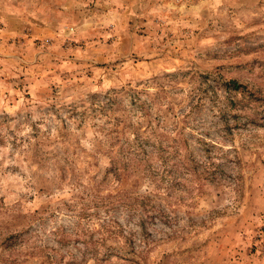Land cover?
I'll return each mask as SVG.
<instances>
[{
  "label": "rangeland",
  "instance_id": "1",
  "mask_svg": "<svg viewBox=\"0 0 264 264\" xmlns=\"http://www.w3.org/2000/svg\"><path fill=\"white\" fill-rule=\"evenodd\" d=\"M151 129L142 158L196 167L171 196L109 173ZM118 191L175 221L111 212L134 244L86 254L104 208L78 214ZM0 264H264V0H0Z\"/></svg>",
  "mask_w": 264,
  "mask_h": 264
},
{
  "label": "trees",
  "instance_id": "2",
  "mask_svg": "<svg viewBox=\"0 0 264 264\" xmlns=\"http://www.w3.org/2000/svg\"><path fill=\"white\" fill-rule=\"evenodd\" d=\"M224 85L230 93L244 94L246 91V87L235 80H229ZM140 107L142 106L140 105ZM153 137L154 130H152L151 136L144 138L141 136V134H136V136H134L133 143L125 142L126 146H122L117 150L116 160L112 158V168L110 169L109 173L112 174L114 181L118 184L120 182V177L125 175V170H127L132 165L134 173H141V175L146 177L150 182L158 181L163 183L166 180H169L170 184L165 188V191H167V195L171 196L173 188H175L180 183V180L174 177L176 172L180 169H183L184 171H188L193 174L196 170V167L186 163L183 158L180 160L173 158L175 160L163 167V172H161L159 166L156 165L155 162L152 163L150 159L145 160L146 158H142L141 156L146 155L145 147L147 146L153 147L157 154H161L163 151L167 150L160 140H154ZM160 158H162L161 155ZM115 163L116 165H114ZM118 163L121 164L119 165ZM105 180L106 179L100 182L96 190L105 186ZM106 184L108 185V183ZM158 187L160 188V185ZM154 193L155 192L143 194L141 196H133L124 191H118L114 194H108L104 198L100 197L98 194H93V198L98 200V202L94 201L92 206L96 212H91L90 207L84 205V208H82L81 212L78 214V218H88L90 216H95L100 219V215L97 210L102 207L104 208V217L99 221L98 228L96 230L83 231V234H89L88 238H90L89 244L86 242L87 240L84 242L86 246L88 244V247L90 248L87 249L85 253L93 255V252H96L95 248H93V245L97 243L104 244L107 238H120V240H123L124 243L129 241L134 244V236L136 235V232L132 230L130 226H127L125 229V227L119 224L117 220L112 219L110 217L111 212L123 209L129 210L133 213L132 215L138 216L139 220L136 223V226L140 227V235L142 238L149 236V233L146 231V227L147 225H150L149 223L155 222V220H159L162 224L166 225L173 223L175 218H172L170 213L160 206L158 203V201L161 200L159 198V194ZM105 200L108 202L104 203ZM94 234L98 235L97 240L92 239ZM140 242H143V240Z\"/></svg>",
  "mask_w": 264,
  "mask_h": 264
}]
</instances>
